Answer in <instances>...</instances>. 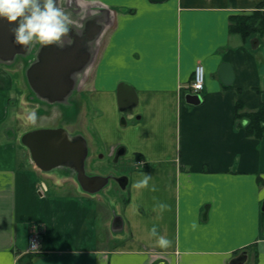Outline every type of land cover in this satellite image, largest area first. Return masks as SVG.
Masks as SVG:
<instances>
[{
    "label": "crops",
    "instance_id": "obj_1",
    "mask_svg": "<svg viewBox=\"0 0 264 264\" xmlns=\"http://www.w3.org/2000/svg\"><path fill=\"white\" fill-rule=\"evenodd\" d=\"M260 2L59 0L73 21L69 36L7 62L15 24L0 19V264H238L242 256V264H264V136L246 135L234 116L237 100L248 111L264 102V39L229 28L232 15ZM52 48L89 53L74 71L80 98L67 129L83 134L90 157L99 145L115 162L128 160L125 195L54 180L59 167L37 168L16 143L21 135L4 127L17 120L22 91L33 92L27 70L36 53ZM221 62L234 71L230 85ZM198 63L204 88L192 104L185 94ZM121 82L137 96L123 110ZM141 173L157 191L133 188ZM153 226L169 247L157 246ZM32 228L42 231L34 255L26 252Z\"/></svg>",
    "mask_w": 264,
    "mask_h": 264
},
{
    "label": "water",
    "instance_id": "obj_2",
    "mask_svg": "<svg viewBox=\"0 0 264 264\" xmlns=\"http://www.w3.org/2000/svg\"><path fill=\"white\" fill-rule=\"evenodd\" d=\"M11 48L3 57L6 62L17 54L25 56L29 51V47L25 48L18 44L11 45ZM74 54L71 48H52L50 52L42 49L36 53V59L28 67L27 77L31 83L33 82L31 88L37 98L47 103H58L66 97L73 86L72 73L83 68L89 60L87 52H83L81 58H76ZM218 74L223 84L230 85L233 82L234 71L230 63L221 62ZM185 99L188 103L198 104L202 96L198 93H186ZM117 101L121 110L136 105L137 96L131 85L124 82L118 84ZM20 142L28 149L32 161L42 171H50L58 166L72 169L84 191L97 193L108 183L107 176L87 173L88 145L82 133L70 134L62 126L40 127L23 132ZM121 153L122 149L117 150L116 157ZM116 180L121 188L127 184L126 176L117 177ZM262 211L264 212V201ZM238 260L240 261L238 264H242L244 256L239 257Z\"/></svg>",
    "mask_w": 264,
    "mask_h": 264
},
{
    "label": "clouds",
    "instance_id": "obj_3",
    "mask_svg": "<svg viewBox=\"0 0 264 264\" xmlns=\"http://www.w3.org/2000/svg\"><path fill=\"white\" fill-rule=\"evenodd\" d=\"M0 19L9 24H15L10 31L14 43L31 47L33 44L47 46L62 41L72 31L73 21L70 14L59 4V0H0ZM150 174L141 173L140 178L133 182L134 189H149L157 191L155 185L150 186ZM161 213L168 206L158 203L156 206ZM150 235L157 237L156 243L160 247H169L171 241L159 236L157 228L153 226Z\"/></svg>",
    "mask_w": 264,
    "mask_h": 264
},
{
    "label": "rangeland",
    "instance_id": "obj_4",
    "mask_svg": "<svg viewBox=\"0 0 264 264\" xmlns=\"http://www.w3.org/2000/svg\"><path fill=\"white\" fill-rule=\"evenodd\" d=\"M252 34H256L259 39H264V34ZM16 81L20 87H24L21 74L19 75ZM24 97L26 98V100L22 99ZM20 98V107L17 108V120L14 122V119L11 118V123L6 121V124L4 126L5 128L10 127L11 131L15 134L21 135L25 131L38 127H52V124H54L53 126H56L57 123L62 121V116L58 119L52 117V115L56 113V110L52 107V104H48L47 102L37 98L34 94L29 92L25 93V90H23L22 95H20ZM9 112L11 114L12 111ZM48 116L49 118H47ZM45 119L48 121L46 122ZM238 123H240V121H238ZM67 127H69L70 129L73 128L71 125ZM16 143L19 144L21 147H24L19 142V139L16 140ZM96 147H98V151L96 150L98 153L96 155L92 154V156L89 158L90 162H93V167H89L88 172H96L97 174L105 175L109 178L108 183L103 188L108 192L109 195H125L127 193L126 189L120 187L116 178L125 175L127 172H130L131 167L129 166L128 160H122V158H119V160L115 162L113 157H109L104 153L103 147L102 149L99 148V145ZM58 167V172L60 173L57 176H54V180L61 181L64 179H73L78 183L75 177V173L72 169L65 167L60 168L62 166ZM50 179L53 180L52 178Z\"/></svg>",
    "mask_w": 264,
    "mask_h": 264
},
{
    "label": "trees",
    "instance_id": "obj_5",
    "mask_svg": "<svg viewBox=\"0 0 264 264\" xmlns=\"http://www.w3.org/2000/svg\"><path fill=\"white\" fill-rule=\"evenodd\" d=\"M264 0L250 13L230 17V31L247 39L252 33L264 34ZM235 119L244 128L246 135L261 138L264 136V102L253 110H245L241 100L236 101ZM244 123V124H243Z\"/></svg>",
    "mask_w": 264,
    "mask_h": 264
},
{
    "label": "flooded vegetation",
    "instance_id": "obj_6",
    "mask_svg": "<svg viewBox=\"0 0 264 264\" xmlns=\"http://www.w3.org/2000/svg\"><path fill=\"white\" fill-rule=\"evenodd\" d=\"M86 46H87V48H90V45H86ZM35 47H33L30 50V53L29 54H31V52L34 54V52L36 50ZM79 55H80V52H79ZM77 73L78 72H74L71 75V77L73 79V86H72V89L70 90V92L66 95V97L63 100H61L60 102H58V103L57 102L48 103V104H52V107L55 108V110H56V112L58 114H60L59 118L62 116L61 117L62 118V121H60L59 123H57L56 126H62V127H65L66 129H67V126H70L72 124V123L68 124L67 122H69V121L72 122V119L71 118H73V116L75 115L74 113H76V110H77V107H78V103H79V98H80L79 97V91H78V88H77L78 86L76 84V81H77L76 80V77L78 75ZM53 125L54 124H52V126ZM53 127H55V126H53ZM70 130H72V129H70ZM68 132H69V130H68ZM74 134H76V133H74ZM118 150H119V148H118ZM91 151H92L91 150V147L89 146L88 147V157L86 159V169H87V173L88 174H92V173H89L88 172V161H89V157L91 155L90 154Z\"/></svg>",
    "mask_w": 264,
    "mask_h": 264
},
{
    "label": "built area",
    "instance_id": "obj_7",
    "mask_svg": "<svg viewBox=\"0 0 264 264\" xmlns=\"http://www.w3.org/2000/svg\"><path fill=\"white\" fill-rule=\"evenodd\" d=\"M189 88L192 93H199L204 88V66L201 63L196 64L194 67L193 78ZM26 252L33 254L42 252V231L40 229H31Z\"/></svg>",
    "mask_w": 264,
    "mask_h": 264
}]
</instances>
